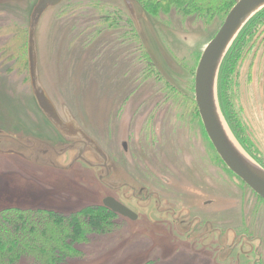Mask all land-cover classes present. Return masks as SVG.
<instances>
[{
	"label": "rangeland",
	"instance_id": "1",
	"mask_svg": "<svg viewBox=\"0 0 264 264\" xmlns=\"http://www.w3.org/2000/svg\"><path fill=\"white\" fill-rule=\"evenodd\" d=\"M35 2L0 0V26H10L11 35L16 33L11 43L5 44L10 52L0 46V150L15 152H0V211L42 208L68 214L85 207L104 208L102 197L115 194L97 179L100 159L89 147L83 157L95 166L76 161L64 170L74 160L75 151L56 155L50 150L44 155L43 145L36 142L42 140L59 149L71 139L57 135L38 109L31 90L27 38ZM131 2L135 19L123 0H64L42 14L34 32L40 83L63 120L65 106L106 152L111 177L125 171L117 163L119 140L128 127L131 129L133 119L135 128L143 121L136 107L142 110L156 103L159 117L166 106L184 105L189 121L200 122L193 106L195 71L203 50L224 20L216 16L204 24L180 10L151 13L148 0ZM261 10L246 20L229 45L215 86L220 117L230 138L248 160L264 170V19L253 32L245 29ZM7 36L0 32V44ZM14 45L17 47L12 49ZM230 56L233 68L229 96V88L222 86L221 73ZM161 90L172 93L174 101L163 99ZM181 94L182 103L177 100ZM28 138L35 141L34 147L26 141ZM132 142H136L133 136ZM206 151L211 157L207 147ZM219 169L222 188L235 191L236 201L258 208L264 205L223 162ZM223 189L221 196L227 203L228 193ZM133 204L128 206L137 209V220L111 214L102 230L93 226L82 237L70 235L63 247L43 248L41 252L51 256L55 264L219 262L202 250L199 241L188 243L169 216L154 213L147 202ZM33 251L19 252L16 258L10 255L8 264H34L30 257L43 256ZM223 257L222 251L220 264H233ZM0 264L5 262L1 260Z\"/></svg>",
	"mask_w": 264,
	"mask_h": 264
},
{
	"label": "flooded vegetation",
	"instance_id": "2",
	"mask_svg": "<svg viewBox=\"0 0 264 264\" xmlns=\"http://www.w3.org/2000/svg\"><path fill=\"white\" fill-rule=\"evenodd\" d=\"M229 91L230 96L231 84ZM161 95L165 100H173L168 90H161ZM162 98L157 101L158 104ZM182 98L181 94L177 100L182 103ZM158 109L156 103L142 110L136 107L135 112L140 118L143 117V121L135 128L133 119L131 129L128 127L124 138L119 140L121 153H117V163L125 171L119 170L118 177H111L108 166L106 169L101 168V176H97L102 185L115 194L102 197L101 205L112 214L137 220V209L128 205H134V201L147 202V205L153 206L154 213L169 216L176 230L186 237L188 243L199 241L202 250L219 261L216 264H220L222 251L225 262L233 260V264H264V205L261 208L243 205L241 201L235 200V191L226 192L222 188L219 165L223 161L207 137L201 120L189 121L186 106H166L157 117ZM122 118L120 116L119 121ZM56 133L63 139L58 131ZM132 136L135 143L132 142ZM70 143L73 145L66 151L74 150L76 157L77 146L82 142L71 139L61 146ZM86 147L84 145L83 153ZM206 147L211 151V157L205 154ZM48 151L43 150L42 154ZM222 189L228 193L227 203L221 196ZM203 196L208 197L203 200ZM106 205H120L134 218L113 212Z\"/></svg>",
	"mask_w": 264,
	"mask_h": 264
},
{
	"label": "water",
	"instance_id": "3",
	"mask_svg": "<svg viewBox=\"0 0 264 264\" xmlns=\"http://www.w3.org/2000/svg\"><path fill=\"white\" fill-rule=\"evenodd\" d=\"M62 1L64 0H36L30 13L27 38V58L31 90L38 107L52 126L65 139H77L82 142L77 146V156L69 165H67V167L64 168V170L70 169L79 159L90 167L96 165L90 163L85 157H83L82 153L84 145L87 146L86 149L89 147L90 151L100 159V164L97 165H100L102 169H106L108 163L106 152L83 130L65 106L63 107V112L66 115V120L64 121L58 115L56 107L39 81L34 32L42 14L48 8L57 6ZM123 2L125 3L131 17L135 19L134 7L131 0H123ZM262 8H264V0H237L228 11L215 36L208 42L203 50L197 64L194 77V100L207 137L223 163L254 193L264 200V170L248 160L230 138L220 117L215 86L220 63L229 45L246 20ZM26 141L30 142L34 147L35 141L30 138ZM36 142L43 145V150H52L56 155L63 154V152L70 149L73 145L70 143L62 148L55 149L49 143L43 141L38 142L37 140ZM0 152L15 153L13 150H0ZM20 155L23 156L22 154ZM100 176L101 174L99 177ZM106 206L113 212L134 218L127 210L122 209L120 205Z\"/></svg>",
	"mask_w": 264,
	"mask_h": 264
},
{
	"label": "trees",
	"instance_id": "4",
	"mask_svg": "<svg viewBox=\"0 0 264 264\" xmlns=\"http://www.w3.org/2000/svg\"><path fill=\"white\" fill-rule=\"evenodd\" d=\"M236 1L148 0L151 4V13L155 14L157 11H168L169 9L176 11L180 10L186 16L201 21L203 20L205 23L210 22L215 16H219V18L223 16V18H225ZM263 19L264 9L255 15L250 22V25L245 29H249L253 32L255 28L257 29V25L262 22ZM11 27L20 29L15 26ZM8 30H10V26H0V32L2 35H8L0 46L6 47L8 52H10V46L5 44L11 43L10 40L16 33H12L11 35V32ZM22 33L24 32L22 31ZM16 47L17 45H14L12 49H15ZM102 47L103 45L101 48ZM4 51H6V49H4ZM232 63L233 58L230 56L224 65V69H222V86L225 88H229L231 81ZM226 78H228V81H226ZM193 106L196 109L194 101ZM111 214L110 211L100 206L85 207L68 214L42 208H35L34 210L21 208L0 211V262L3 260L5 264H8L11 261L9 259L10 255L16 258L19 255V252L24 254L27 249H34L33 252L38 251L43 256L30 257L29 260H32L34 264H55L51 256H45L41 252L43 248L54 249L57 247H63L65 245L64 240L70 235L82 237L93 230V226H98V228L102 230L104 225L108 223L106 221L107 217ZM52 238H56L55 241L51 240ZM46 243H48V246Z\"/></svg>",
	"mask_w": 264,
	"mask_h": 264
},
{
	"label": "bare ground",
	"instance_id": "5",
	"mask_svg": "<svg viewBox=\"0 0 264 264\" xmlns=\"http://www.w3.org/2000/svg\"><path fill=\"white\" fill-rule=\"evenodd\" d=\"M48 74L51 75V68H50V66L48 67ZM49 79L51 81H53V76H49Z\"/></svg>",
	"mask_w": 264,
	"mask_h": 264
}]
</instances>
